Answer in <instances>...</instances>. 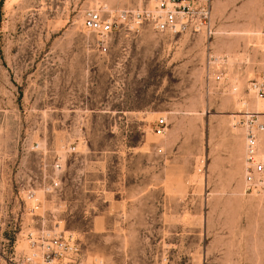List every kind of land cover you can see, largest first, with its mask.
Returning <instances> with one entry per match:
<instances>
[{
    "label": "rangeland",
    "instance_id": "obj_1",
    "mask_svg": "<svg viewBox=\"0 0 264 264\" xmlns=\"http://www.w3.org/2000/svg\"><path fill=\"white\" fill-rule=\"evenodd\" d=\"M149 6L0 0V264L30 230L72 234L85 264H264V183L234 122L264 111V0H211L198 30L120 23L106 53L82 26Z\"/></svg>",
    "mask_w": 264,
    "mask_h": 264
},
{
    "label": "built area",
    "instance_id": "obj_2",
    "mask_svg": "<svg viewBox=\"0 0 264 264\" xmlns=\"http://www.w3.org/2000/svg\"><path fill=\"white\" fill-rule=\"evenodd\" d=\"M152 2L153 6L138 9H115L105 13L96 9L87 10L82 20L83 27L95 34V45L101 53L109 50L113 33L121 24H126L129 29L146 24L160 33H178L189 28L198 30L202 26L207 27L211 0ZM220 77L218 74L215 79L220 80ZM249 90L264 100V71L251 81ZM234 122L243 129L245 182L261 183L264 177V151L260 149V138L264 134V111L246 109ZM164 127L165 120L158 119L156 133L163 132ZM59 165L55 162L53 167ZM26 239L29 253L22 255L21 264H85L79 244L72 234L65 235L55 230H30L26 233Z\"/></svg>",
    "mask_w": 264,
    "mask_h": 264
},
{
    "label": "bare ground",
    "instance_id": "obj_3",
    "mask_svg": "<svg viewBox=\"0 0 264 264\" xmlns=\"http://www.w3.org/2000/svg\"><path fill=\"white\" fill-rule=\"evenodd\" d=\"M131 9H134V8H131ZM137 9H138V7H137ZM82 26H83V24H82ZM140 27V26H139ZM84 28V27H83ZM85 29V28H84ZM88 31V30H87ZM90 32V31H89ZM95 39H96V36H95ZM258 111H262V110H258ZM243 130V129H242ZM243 140H244V135H243ZM244 166H245V162H244ZM244 175H245V172H244ZM245 180V179H244ZM262 183H264V180H262Z\"/></svg>",
    "mask_w": 264,
    "mask_h": 264
}]
</instances>
